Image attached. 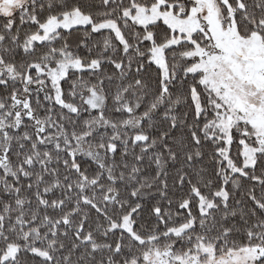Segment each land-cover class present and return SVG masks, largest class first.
Here are the masks:
<instances>
[{
  "label": "snow or ice",
  "instance_id": "snow-or-ice-1",
  "mask_svg": "<svg viewBox=\"0 0 264 264\" xmlns=\"http://www.w3.org/2000/svg\"><path fill=\"white\" fill-rule=\"evenodd\" d=\"M0 264H264V0H0Z\"/></svg>",
  "mask_w": 264,
  "mask_h": 264
}]
</instances>
